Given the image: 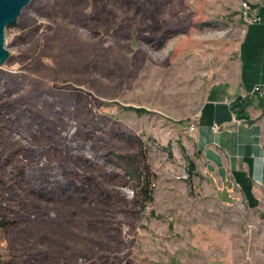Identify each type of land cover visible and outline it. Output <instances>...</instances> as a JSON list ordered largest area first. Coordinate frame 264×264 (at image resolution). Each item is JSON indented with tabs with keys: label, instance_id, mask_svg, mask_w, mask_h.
Masks as SVG:
<instances>
[{
	"label": "rangeland",
	"instance_id": "obj_1",
	"mask_svg": "<svg viewBox=\"0 0 264 264\" xmlns=\"http://www.w3.org/2000/svg\"><path fill=\"white\" fill-rule=\"evenodd\" d=\"M243 3L32 0L23 8L4 30L9 57L0 67L3 262L264 264L263 213L218 203L188 165L196 158L189 125L203 102L227 97L235 77ZM215 109L203 106L198 129L208 158ZM109 152L136 156L149 178L135 184L105 160ZM52 166L69 170V188L55 189L43 173L23 176ZM142 186L150 201L136 197Z\"/></svg>",
	"mask_w": 264,
	"mask_h": 264
},
{
	"label": "crops",
	"instance_id": "obj_2",
	"mask_svg": "<svg viewBox=\"0 0 264 264\" xmlns=\"http://www.w3.org/2000/svg\"><path fill=\"white\" fill-rule=\"evenodd\" d=\"M247 1L260 22L246 25L243 30L235 77L227 82V97L203 102L193 122L194 164L201 188L218 203L232 205L240 201L247 210L264 215V101L255 98L237 101L253 85L264 82V0ZM209 105L216 108L213 115L208 112V127L214 139L212 144L206 142V153L209 151L211 157L205 158L196 144L201 143L198 130L203 125L201 111ZM239 107L244 109L243 113ZM214 126L217 130H213Z\"/></svg>",
	"mask_w": 264,
	"mask_h": 264
},
{
	"label": "trees",
	"instance_id": "obj_3",
	"mask_svg": "<svg viewBox=\"0 0 264 264\" xmlns=\"http://www.w3.org/2000/svg\"><path fill=\"white\" fill-rule=\"evenodd\" d=\"M239 109H240L239 112L243 113L244 109L241 107H239ZM70 148L79 149V146L72 145ZM42 151L44 150L41 148L39 149L37 148L33 150V153L38 156ZM104 158L105 160H107V162L117 166L118 168H121L124 171V174L126 175V177L137 185L142 184L141 183L142 179L144 181L145 178L146 179L149 178L148 170L146 169V167L143 168L145 172H142L141 168H139V161L136 156H122V155L115 154L113 152H109L108 154L105 155ZM188 163H189L188 164L189 172L190 173L194 172L195 171L194 162H188ZM41 173H43V175L45 174L46 178L48 179L52 187H54L55 189L59 187L69 188L73 184L71 180L69 181L66 179V175L69 174V170L65 168H59L56 166L49 167L48 170H46L45 168L35 169V170L29 169L25 173L23 172L24 174L23 176L32 180L33 178L37 179L39 177L38 175H41ZM143 175H145V177ZM1 190H2V181L0 180V195H1ZM135 195L136 197H138L139 195V197H142L144 200L150 201L151 199L150 190H148V188L145 186H142L139 192L135 190ZM7 226H8V222L0 214V232L5 230ZM0 264H13V263L3 262L0 259Z\"/></svg>",
	"mask_w": 264,
	"mask_h": 264
},
{
	"label": "water",
	"instance_id": "obj_4",
	"mask_svg": "<svg viewBox=\"0 0 264 264\" xmlns=\"http://www.w3.org/2000/svg\"><path fill=\"white\" fill-rule=\"evenodd\" d=\"M32 0H0V67L9 57L4 48V30L14 24L25 8Z\"/></svg>",
	"mask_w": 264,
	"mask_h": 264
},
{
	"label": "built area",
	"instance_id": "obj_5",
	"mask_svg": "<svg viewBox=\"0 0 264 264\" xmlns=\"http://www.w3.org/2000/svg\"><path fill=\"white\" fill-rule=\"evenodd\" d=\"M242 11L246 25L256 24L260 22V18L258 17L256 12L250 7L249 3L242 4ZM250 12L253 13V15H249ZM247 98H255L264 101V82H260L253 85L250 92L241 94L240 98H238L237 101H243ZM213 130H217V128L214 126ZM194 131V124L191 123L189 125V132L193 133Z\"/></svg>",
	"mask_w": 264,
	"mask_h": 264
}]
</instances>
